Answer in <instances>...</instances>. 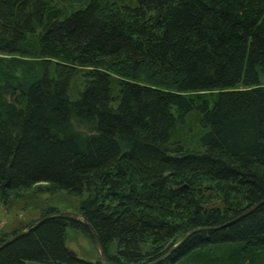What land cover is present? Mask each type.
<instances>
[{"label": "trees", "instance_id": "1", "mask_svg": "<svg viewBox=\"0 0 264 264\" xmlns=\"http://www.w3.org/2000/svg\"><path fill=\"white\" fill-rule=\"evenodd\" d=\"M40 185L80 198L108 264L212 227L157 264H264V205L225 226L264 199V0H0V203ZM67 230L92 239L56 217L0 264H101Z\"/></svg>", "mask_w": 264, "mask_h": 264}, {"label": "rangeland", "instance_id": "2", "mask_svg": "<svg viewBox=\"0 0 264 264\" xmlns=\"http://www.w3.org/2000/svg\"><path fill=\"white\" fill-rule=\"evenodd\" d=\"M64 65L66 63H63ZM72 67L73 81L75 88H80L82 84L79 72H83V68L79 65H69ZM80 85V86H79ZM72 86V87H73ZM73 87V88H74ZM75 93H71L75 96ZM191 122V117L188 118ZM46 185H40L28 190H20L16 197L12 193V203L9 206H3L0 203V234L10 235L14 231L22 230L42 216V212L46 208H54L57 212H74L78 213L79 197L70 195L60 191H49ZM16 194V193H15ZM228 196V195H227ZM220 198L226 195L220 194ZM229 197V196H228ZM219 198V199H220ZM234 204L246 205L243 195H233L230 197ZM219 199L217 202H219ZM221 201V199H220ZM67 248L73 252L78 258L95 262L99 259L98 250L93 239L75 230H67Z\"/></svg>", "mask_w": 264, "mask_h": 264}, {"label": "water", "instance_id": "3", "mask_svg": "<svg viewBox=\"0 0 264 264\" xmlns=\"http://www.w3.org/2000/svg\"><path fill=\"white\" fill-rule=\"evenodd\" d=\"M264 205V199L261 200L260 202L246 208L240 215H238L237 217H235L233 220H231L230 222H228L227 224H225V226L227 225H230L234 222H236L237 220L243 218L244 216L252 213L254 210H256L258 207ZM61 216H66V217H70V218H73L75 219L76 221L80 222L81 224H83L87 229L88 231L90 232L91 236H92V239L95 243V246L98 250V254H99V262L101 264H108L106 262V258H105V255H104V252H103V247H102V244L97 236V234L95 233L94 229L89 225L87 224V222L84 221L83 217L78 214V213H74V212H57V213H53V214H48L46 215L45 217H43L42 219L38 220L37 222H35L30 228L28 229H25V230H21L20 232L10 236L9 238H7L4 242H2L0 244V249H2L3 247H5L6 245H8L9 243H11L12 241H14L15 239H17L18 237L26 234L28 231L34 229L35 227H37L38 225H40L41 223L45 222L46 220H49V219H53V218H56V217H61ZM225 226H222V227H225ZM221 227H212V228H200V229H196V230H192L190 231L189 233H187L184 238H182L178 243H176L174 246H172V248L167 252L165 253L163 256H161L159 259L149 263V264H157L159 263L160 261L164 260L165 258H167L179 245H181L190 235L194 234V233H197L199 231H203V230H216V229H219ZM72 256L73 257H76V255L71 252Z\"/></svg>", "mask_w": 264, "mask_h": 264}]
</instances>
